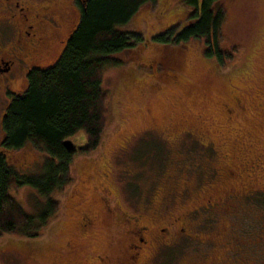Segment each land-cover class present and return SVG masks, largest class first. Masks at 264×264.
Returning a JSON list of instances; mask_svg holds the SVG:
<instances>
[{"label": "rangeland", "instance_id": "obj_1", "mask_svg": "<svg viewBox=\"0 0 264 264\" xmlns=\"http://www.w3.org/2000/svg\"><path fill=\"white\" fill-rule=\"evenodd\" d=\"M214 8H223L226 14L221 48H238L235 59L227 65L205 53L207 45L203 38H191L174 46L154 42V35L171 27L180 30L195 18L192 17L195 7L182 0L145 4L130 22L119 27L141 32L147 42L111 55L123 59V63L105 70L103 87L110 94L109 125L100 148L91 154L77 150L70 168L71 184L52 194L60 201L61 209L46 223L40 220L46 196L30 185L14 193L36 217L34 227L39 234L0 235V264H34L35 261L97 264L90 256L109 250L102 235L94 238V232L84 234L73 253L63 251V246L79 231L82 210H99L100 183L106 182L128 210L139 209L145 203L143 198L151 197L164 186L167 190L163 194L171 193L178 200L171 206L173 212L193 209L203 200L206 164L198 137L200 140L203 132L215 137L217 148L227 157L235 143L226 142L225 136L240 137L248 129L261 135L264 131V0H217ZM74 25L63 28L64 38ZM67 39L56 48L52 60L44 61L46 64L62 53ZM174 70L179 73L178 82ZM20 82L12 87L14 91L25 89L26 79ZM7 104L1 89L0 137ZM188 130L193 134L186 133ZM80 137L76 142H81ZM205 153L209 154L207 150ZM45 156L46 153L27 144L15 151L13 157L21 172L37 175ZM208 156L214 157L213 153ZM226 157L206 167L232 166V157L228 160ZM79 184L86 185L88 192L81 204L73 198ZM181 190L185 191L182 197ZM114 245L113 249L119 246ZM190 252L187 249L188 257L183 256L176 264H203L199 255Z\"/></svg>", "mask_w": 264, "mask_h": 264}, {"label": "flooded vegetation", "instance_id": "obj_2", "mask_svg": "<svg viewBox=\"0 0 264 264\" xmlns=\"http://www.w3.org/2000/svg\"><path fill=\"white\" fill-rule=\"evenodd\" d=\"M87 1L0 0V90L8 102L10 94L21 92L12 87L27 81L32 69L57 60L61 53L50 64L44 62L52 60L56 48L69 39ZM73 24L64 38L63 28ZM173 72L178 82L179 73ZM186 133L193 134L190 130ZM244 133L225 136L226 142L235 143L227 157L217 148L215 137L205 132L200 140L198 137L206 162L203 200L198 207L173 212L171 206L178 200L171 193L165 196L164 186L143 198L145 203L139 209L128 210L103 182L97 186L99 210H82L79 231L71 235L63 251L76 252L84 234L94 232V238L102 235L109 245V250L90 256L97 264H176L183 256L188 257L187 249L199 255L203 264H264V131L261 135L251 129ZM205 150L216 154L210 157ZM14 154L5 147L2 132L0 156L14 163ZM224 157H232V166L206 167ZM86 187L79 184L74 189L77 204L86 200ZM184 193L181 190L180 197ZM116 243L119 246L113 249Z\"/></svg>", "mask_w": 264, "mask_h": 264}, {"label": "trees", "instance_id": "obj_3", "mask_svg": "<svg viewBox=\"0 0 264 264\" xmlns=\"http://www.w3.org/2000/svg\"><path fill=\"white\" fill-rule=\"evenodd\" d=\"M182 1L195 7V18L180 30L171 27L154 35V42L174 46L203 38L208 56H216L222 65L233 62L238 48H221L226 14L223 8H214L217 0ZM148 3L156 4L157 0H88L81 6L79 22L58 59L47 67L32 69L26 88L10 94L2 117L5 147L18 151L31 144L46 156L42 173L37 175L21 172L0 156V235L39 234L34 227L36 217L14 195L23 186L30 185L47 197L40 213L43 223L60 211L61 203L52 194L71 184L70 168L77 152L69 151L64 141L81 136V151L85 154L100 148L109 125L110 94L103 87L105 70L123 63V59L111 55L147 42L141 32L119 27Z\"/></svg>", "mask_w": 264, "mask_h": 264}, {"label": "water", "instance_id": "obj_4", "mask_svg": "<svg viewBox=\"0 0 264 264\" xmlns=\"http://www.w3.org/2000/svg\"><path fill=\"white\" fill-rule=\"evenodd\" d=\"M64 145L69 151H74L77 149H82L83 146H79L73 139L69 138L64 141Z\"/></svg>", "mask_w": 264, "mask_h": 264}]
</instances>
